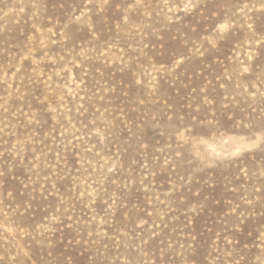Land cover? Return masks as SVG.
I'll list each match as a JSON object with an SVG mask.
<instances>
[{
  "label": "rangeland",
  "instance_id": "obj_1",
  "mask_svg": "<svg viewBox=\"0 0 264 264\" xmlns=\"http://www.w3.org/2000/svg\"><path fill=\"white\" fill-rule=\"evenodd\" d=\"M0 264H264V0H0Z\"/></svg>",
  "mask_w": 264,
  "mask_h": 264
}]
</instances>
